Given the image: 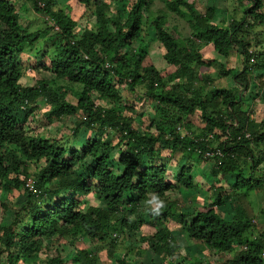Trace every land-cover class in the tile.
Returning <instances> with one entry per match:
<instances>
[{
	"label": "trees",
	"instance_id": "obj_1",
	"mask_svg": "<svg viewBox=\"0 0 264 264\" xmlns=\"http://www.w3.org/2000/svg\"><path fill=\"white\" fill-rule=\"evenodd\" d=\"M15 1L0 0V188L15 186L25 201L1 204L4 214L17 207L12 221L0 224V256L6 264L42 258L43 264H100L98 247L113 242L118 232L138 233L143 222L139 209L151 200L159 205L151 207L148 218L160 226L150 240L167 263L180 256L178 241L165 226L176 221L179 231L208 256L219 258L198 264H264V211L256 215L260 230L247 209L231 220L220 210L230 202L243 208L241 199L249 200L253 192L264 195V171L258 173L264 164V119H253L250 105L235 112L249 95L254 80L249 73L264 71V0H237L241 11L219 9V1L203 10L196 0H165L169 13L188 26L182 33L180 26L170 30L165 16L152 20L165 57L178 66L166 77L145 63V51L137 50L146 47L151 34L145 16L151 11L149 0H132L126 17L116 9L117 0H77L96 16L97 30L82 32L63 9H54L58 0H31L57 31L49 26L28 32ZM209 45L223 58L237 48L242 69L227 70L214 60L219 72L203 73L210 62L202 51ZM23 55L44 74L30 88L18 85ZM230 75L237 88L216 86ZM165 78L179 81L168 89ZM122 87L138 102L152 101L148 125L134 126L136 117L125 115ZM68 92L75 102L65 97ZM40 101L49 107L43 117L50 122L83 116L68 135L60 128L55 135L26 134L25 127L38 119ZM197 112L202 129L191 122ZM82 128L96 131V137L79 148ZM207 152L215 154L209 158ZM201 161L210 164L214 180L208 204L204 209L180 206L182 200L172 194L198 188L193 164ZM228 176H235V184L227 183ZM90 194L101 205L83 210L88 202L80 198ZM45 236L57 243L47 244ZM131 256L134 247L129 245L118 264H128Z\"/></svg>",
	"mask_w": 264,
	"mask_h": 264
},
{
	"label": "rangeland",
	"instance_id": "obj_2",
	"mask_svg": "<svg viewBox=\"0 0 264 264\" xmlns=\"http://www.w3.org/2000/svg\"><path fill=\"white\" fill-rule=\"evenodd\" d=\"M189 2H193L194 0H187ZM210 1V2H209ZM217 2L215 4L218 6L219 9L222 8H229L231 11H233L234 7H240L241 4L237 2V0H196V4L199 8L205 9V6L207 4H213L214 2ZM17 7H18V13H19V22L22 25L24 29L28 32H34L39 29H46L52 27L54 30L57 31L56 26H54V22L47 21L43 17V15L36 12L34 9L33 3L31 0H16L15 1ZM132 2V0H117L116 2V9L120 11L123 16L128 15V8L129 4ZM148 3H150V13L149 9L146 11L145 16L149 15L148 20H150L149 28L151 34L149 35L147 41L146 47L139 48L137 50L145 51L146 53V64H154L156 68L162 72V75L166 77L168 74L172 73L176 70V67H178L176 64L172 63L171 58L165 57L166 50L162 47V45L158 42L156 38V31L154 30V22L152 20H157L158 18H161L163 16L167 19V27L172 30L173 26H180V31L182 33H186L185 30H188V26L186 24V21L182 18L177 17L175 14L169 13V10H167V6L165 3V0H149ZM243 5V4H242ZM43 6V4H41ZM55 10L63 9L67 14H69L73 20H75L78 24V31L82 32L86 28H93L97 30L96 27V16L89 7L82 6L77 0H58L54 5ZM184 9V6L182 7ZM241 8H237L241 11ZM185 10V9H184ZM235 10V9H234ZM240 11L237 13V15H240ZM218 11L217 13H219ZM236 11H234V14ZM220 14V13H219ZM218 14V17L221 18V16ZM230 14V13H229ZM218 21V18H216ZM184 28V29H182ZM51 33H53L51 31ZM151 41H150V40ZM47 47V46H46ZM50 47V45L48 46ZM126 51V49H124ZM204 58L210 62L209 67L202 68V72L205 73H217L220 70L219 65H217L214 60H218L220 63L223 64V67H225L227 70L229 69H242L241 61L238 56V50L235 48L233 50V53L226 58L219 57L213 46L209 45L207 46L203 51ZM125 53H123L122 57L125 56ZM122 61V60H121ZM50 63L49 61L47 62ZM23 69L19 76V82L18 85L21 88H30L37 84L38 81H41L42 77H44V74L39 72L41 69H38V64H35L34 61L30 60V58L27 55H23ZM235 73V71H234ZM46 74H50V72H46ZM235 75V74H234ZM251 80V87L248 90V96L243 100L242 103L238 105V107L235 109V112H239L243 106L247 107V105L252 106V117L253 119L260 121L262 118L264 119V90H261V84L264 82V71H256V72H250L249 73ZM259 79H256V78ZM226 79V80H225ZM225 79H220L217 81L216 86L221 87L224 89H230L235 88L237 85L233 82L232 75L225 77ZM179 80L173 82L168 81L167 78H165L166 87L168 89H171L174 84H176ZM61 85V83H60ZM66 85V84H64ZM201 85V84H200ZM199 85V86H200ZM62 86V85H61ZM237 88V87H236ZM240 88V87H239ZM122 95L124 96L122 100V104L125 105L127 108L125 115L129 117H136V122L134 123V126L136 123H141L142 125L147 124L148 125V118L150 114H152V105L150 100L143 99L141 102L136 101L135 96L126 88H121ZM263 95V96H262ZM65 97L68 100H72V102H75L74 94L69 93L68 95H65ZM39 110L36 111V115L38 116V119L36 122H31L30 125H27L25 127V133L32 132V134L41 133L42 135L47 134H53L57 132V129L60 128V131L62 134L68 135L70 134V129H72L75 126V122L77 119L80 118L81 115L73 114L69 118H65L62 121L53 120L52 122L48 121V119H45L43 117V113L48 110V106L44 104L42 101L39 102ZM131 107H134L135 112L133 113L131 111ZM139 120V122H138ZM198 129L204 127V122L201 119L200 113H196L193 116V119L191 120ZM141 130L143 128L141 125L139 126ZM60 133V135H61ZM185 134V133H184ZM96 137V131L88 130L85 128H82L80 135L77 138V141L80 142L78 145L79 148H82V143L85 141V139H93ZM168 153V151H164L163 154ZM176 163H172V167H175ZM194 173L196 176V182L198 185L197 189H189L186 190L184 188H181L178 192H173L172 197L173 199L180 198L182 200L180 206L188 205L192 206L193 208H200L204 209L205 206H207L208 201L206 199L207 196V190L209 189V186L214 182L213 178L210 176V164L201 161L199 163L195 162L194 164ZM264 171V164L260 165L258 167V173ZM228 180L227 183L235 184L236 178L235 176H228L226 178ZM169 182L172 184H175V181L173 179H169ZM229 183V184H230ZM230 191V190H229ZM251 193V192H250ZM80 199H84V202L87 201L88 203L86 205H83V210H86L90 207H95L98 205H101L98 200L93 196V194H90L87 197H81ZM25 201V197L23 193L17 189L15 186L10 187H1L0 188V224H9L12 219L14 218V212L17 207H11L10 210L6 214H4V208L1 205L2 202H11L12 204L16 206H21ZM240 204H245L243 208H235V205L233 202H230L226 206H223L220 208V210L223 212L225 217L228 220H231L234 218V216L239 215L240 217L243 216L245 209L251 213V216L255 218L259 222V227L262 230V224L259 221V219L256 218V215H261V211H264V195H257V192H253V194L250 196L249 200L241 199ZM16 203V204H15ZM157 202L155 200L147 201L144 203L140 209L138 215H140V218L143 220L142 225L140 227V230L138 233L134 235H126V234H114L113 237H115L113 242H108L101 244L97 249V255L100 258L99 263L100 264H118V262L123 259L124 253L127 251V248L129 245L134 247V256H131V261H128V264H170L164 261L162 258L158 257L156 253L153 250L152 245L154 242H151L150 238L155 234L157 229H159L160 224L156 223V226H154L151 222V220L148 218V213L150 212L151 207L158 206ZM190 207V209H193ZM256 221V222H257ZM257 222V223H258ZM173 232V236L177 239V244L180 247V256L176 257L175 262L173 264H198L199 262H204L208 260V262L215 263L219 260L218 257L214 256H208V253L204 247H202L197 242L191 241L187 236V232H181L179 231L180 225L176 221H168L165 225ZM45 242L47 244H56L57 241L53 240L52 238H47L45 236ZM83 244H88L90 246V242L81 241ZM51 244V245H52ZM87 246V245H86ZM1 249V248H0ZM45 261L44 258L33 261L32 264H43L41 262ZM0 264H6V260L4 257L1 258L0 256ZM29 264V262L24 263Z\"/></svg>",
	"mask_w": 264,
	"mask_h": 264
},
{
	"label": "built area",
	"instance_id": "obj_3",
	"mask_svg": "<svg viewBox=\"0 0 264 264\" xmlns=\"http://www.w3.org/2000/svg\"><path fill=\"white\" fill-rule=\"evenodd\" d=\"M55 26V25H54ZM57 28V27H56ZM181 128V127H180ZM181 130V129H180ZM185 133V134H184ZM183 134L186 136V135H189L188 132H184ZM214 152H207L205 154L206 157H209V158H212L214 156ZM217 155L222 159L224 157V153L223 152H217ZM31 189H33V187L31 186L30 187Z\"/></svg>",
	"mask_w": 264,
	"mask_h": 264
},
{
	"label": "clouds",
	"instance_id": "obj_4",
	"mask_svg": "<svg viewBox=\"0 0 264 264\" xmlns=\"http://www.w3.org/2000/svg\"><path fill=\"white\" fill-rule=\"evenodd\" d=\"M249 136V135H248Z\"/></svg>",
	"mask_w": 264,
	"mask_h": 264
}]
</instances>
